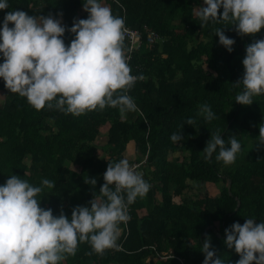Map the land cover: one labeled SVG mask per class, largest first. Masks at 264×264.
I'll return each mask as SVG.
<instances>
[{
    "label": "trees",
    "instance_id": "trees-1",
    "mask_svg": "<svg viewBox=\"0 0 264 264\" xmlns=\"http://www.w3.org/2000/svg\"><path fill=\"white\" fill-rule=\"evenodd\" d=\"M105 2L125 17L127 28L141 34L142 45L129 60L132 72L144 77L129 90L139 111L128 112L125 119L111 106L80 115L47 105L37 109L0 78V90L8 98L0 104V183L11 174L34 184L52 179L55 185L45 186L41 204L54 214L63 209L70 215L79 204L75 197L88 204L100 194L109 161L121 159L124 147L133 142L141 156L131 163L138 162L137 171L151 187L129 205L120 247L98 253L84 241L60 264H202L205 239L211 240L216 255L239 259L234 247L224 243V229L234 221L243 223L247 216L256 217L257 223L264 220V146L257 141L260 126L264 127V93L251 104H242L235 101L242 86L233 82L243 74L246 45L264 37V27L240 35L234 25L225 26V33L235 38L228 51L215 33L222 24L201 25L196 15L195 5L204 0ZM10 7L29 14L62 13V23L69 26L74 17L88 15L82 0H10ZM7 10H0V20ZM148 31L155 34L152 43L147 41ZM63 35L66 43L74 37L68 30ZM125 44L130 46L127 36ZM205 102L216 113L211 121L199 111ZM187 117L193 118L192 124ZM106 124L107 141L100 143L97 138ZM181 125L184 137L173 141L171 134ZM218 131L226 140L235 134L242 144L235 162L223 170L215 153L206 160L203 152ZM176 151H183V158L170 159ZM88 177L97 183L86 182ZM220 181L223 185L214 193L199 192L204 183ZM195 189L196 195L200 193L196 197L190 195ZM157 253L167 257L156 258Z\"/></svg>",
    "mask_w": 264,
    "mask_h": 264
},
{
    "label": "clouds",
    "instance_id": "clouds-1",
    "mask_svg": "<svg viewBox=\"0 0 264 264\" xmlns=\"http://www.w3.org/2000/svg\"><path fill=\"white\" fill-rule=\"evenodd\" d=\"M82 7L87 17H74L69 26L62 23V13L29 14L10 7V0H0V10L8 9L0 20V78L7 89L25 96L37 109L47 105L80 115L111 106L126 119L128 112L139 111L129 90L144 77L131 70L125 17L115 14L105 0H82ZM196 15L201 25L221 23L215 33L232 51L235 38L223 28L234 25L240 35L258 32L264 27V0H204ZM66 30L74 34L67 43ZM242 64L243 74L233 82L242 86L235 101L251 104L264 93V37L246 45ZM199 111L208 121L216 116L206 102ZM192 119L187 117V123L192 124ZM182 127L171 134L173 141L183 139ZM257 141L264 146V127L260 126ZM241 149L235 134L226 140L218 131L207 140L203 152L206 160L215 153L216 159L230 164ZM138 167L127 157L109 161L100 194L93 195L88 204L73 206L70 215L63 209L54 214L51 207L41 204L45 186L54 187V180L43 178L41 184H34L18 174L8 176L0 183V264H60L67 254L75 255L84 241L98 253L120 247L121 225L130 219L129 205L151 187ZM86 182L95 185L97 180L88 177ZM255 218L247 216L243 223L234 221L224 229V243L234 247L239 259L216 255L211 240L205 239L202 264H264V220L257 223Z\"/></svg>",
    "mask_w": 264,
    "mask_h": 264
},
{
    "label": "rangeland",
    "instance_id": "rangeland-1",
    "mask_svg": "<svg viewBox=\"0 0 264 264\" xmlns=\"http://www.w3.org/2000/svg\"><path fill=\"white\" fill-rule=\"evenodd\" d=\"M203 4V2L200 4V5H202ZM200 5H195V12H196V10H197V8L200 6ZM71 40V39H70ZM196 41L194 40V41H192V43H195ZM191 43V44H192ZM203 67L205 68V69H207V66L205 65V64H203ZM8 100V98H7V94L4 92V91H1L0 90V104H3L5 101H7ZM108 127H109V124H106L102 129H101V131H100V134H99V136H98V138H97V141L98 142H100V143H103V142H106L107 141V130H108ZM124 147V146H123ZM122 147V148H123ZM187 153V152H186ZM183 154H184V152L183 151H180V152H178V151H176V152H174V153H171L170 154V156H169V158L170 159H181V158H183ZM141 155L138 153V151H137V147H136V144L135 143H133V142H131V143H129V144H127L125 147H124V149H123V153L121 152V158L122 157H127L128 159H129V161L130 162H133V161H135L137 158H139ZM28 158H26L25 159V161L26 162H28ZM221 168H220V170H223L224 169V166H225V163L221 160ZM190 182V181H189ZM191 183V182H190ZM194 185V184H193ZM221 185H223V182L222 181H220V182H218V183H216V184H210V183H204V185L202 186V187H199V192L200 191H208L209 193H214L215 191H217V189H218V186L220 187ZM197 190L198 189H195L193 192H191V194L190 195H193V194H195L194 196L196 197L198 194H200V193H198L197 195H196V193L195 192H197ZM176 199H178L177 197H176ZM75 201L76 202H78L79 204H86V201L84 200V199H82V198H80L79 196H77V197H75ZM191 242H193L194 244L197 242L196 240H192ZM158 256H156V258H157Z\"/></svg>",
    "mask_w": 264,
    "mask_h": 264
},
{
    "label": "built area",
    "instance_id": "built-area-1",
    "mask_svg": "<svg viewBox=\"0 0 264 264\" xmlns=\"http://www.w3.org/2000/svg\"><path fill=\"white\" fill-rule=\"evenodd\" d=\"M126 36L128 37V40L130 41L129 47L132 48V51H134L135 49L136 50L140 49L142 45V39H141V34L137 30L127 28ZM154 36H155L154 32L148 31L147 41L149 43H152L154 41ZM134 164H138V162H134ZM157 256L167 257V256H161L159 253H157Z\"/></svg>",
    "mask_w": 264,
    "mask_h": 264
}]
</instances>
